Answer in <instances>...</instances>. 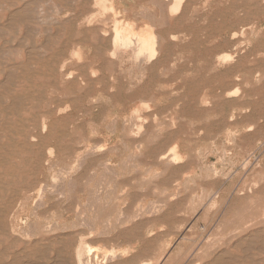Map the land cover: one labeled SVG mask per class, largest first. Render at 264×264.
I'll list each match as a JSON object with an SVG mask.
<instances>
[{
    "label": "rangeland",
    "instance_id": "374dc122",
    "mask_svg": "<svg viewBox=\"0 0 264 264\" xmlns=\"http://www.w3.org/2000/svg\"><path fill=\"white\" fill-rule=\"evenodd\" d=\"M37 1H0V264H264V0Z\"/></svg>",
    "mask_w": 264,
    "mask_h": 264
},
{
    "label": "bare ground",
    "instance_id": "6f19581e",
    "mask_svg": "<svg viewBox=\"0 0 264 264\" xmlns=\"http://www.w3.org/2000/svg\"><path fill=\"white\" fill-rule=\"evenodd\" d=\"M0 1H2V0H0ZM35 1V0H34ZM37 1V0H36ZM40 1V0H39ZM183 1L184 0H174V2H173V4H172V7H171V10L173 11V12H178L179 10H180V8H181V5H182V3H183ZM7 2V1H6ZM38 2V1H37ZM42 2V1H41ZM93 2H94V0H93ZM96 2V3H95ZM94 3L96 4V6H98V7H100L101 9H102V11H106V10H109L110 12H115V7H114V4L112 3V1L111 0H96ZM66 3V2H65ZM135 3V2H134ZM133 3V4H134ZM35 4V3H34ZM67 4V3H66ZM22 7V6H21ZM94 7V6H93ZM242 7V6H241ZM70 8H72V7H70ZM34 9V8H33ZM32 5H31V3H26L25 4V6H23L22 8H19V9H17V10H15L14 12L12 11V14H10V18H9V22H10V24L11 25H13V24H17V23H21V24H27L28 25V23L29 22H32ZM104 9V10H103ZM140 9V8H139ZM160 9V8H159ZM57 10V9H56ZM34 11H36L35 9H34ZM55 11V10H54ZM58 11V10H57ZM98 11V10H97ZM106 12H108V11H106ZM112 12V13H113ZM41 13H42V11H41ZM95 13H97L96 11H95ZM94 13V14H95ZM103 13V12H102ZM51 14V13H50ZM9 15V14H8ZM92 15V16H91ZM90 15V17H93V14H91ZM38 16V15H37ZM36 16V18H38ZM49 18H51V17H49ZM86 18V17H85ZM95 18V17H94ZM114 18V17H113ZM8 19V18H7ZM39 19V18H38ZM37 19V20H38ZM40 20V19H39ZM38 20V21H39ZM84 20H86V19H84ZM92 20H94V19H89L88 20V22H87V25L88 24H91V22H92ZM40 22V21H39ZM105 22V21H104ZM107 22V21H106ZM151 22V21H150ZM5 23H7V22H5ZM42 23V22H41ZM45 23V22H44ZM174 23V22H173ZM9 24V23H8ZM49 24H51V23H49ZM6 26V25H5ZM114 29L112 30L113 31V33H114V35H113V38L111 39L112 40V42L111 43H113V48H114V50H113V52H111L112 53V56H124V55H126V54H128L129 52H131L132 53V56H131V58H133V60H140L141 58H143V57H146L147 59H152V58H154L155 56H156V54H157V46H158V37H157V35L154 33V31L152 30V29H150V28H145V29H142L141 31H136L135 29H134V27H133V24L132 23H129V22H123V21H119V20H116L115 22H114ZM25 27H27V26H25ZM72 28V27H71ZM28 30V29H27ZM94 30V29H93ZM102 30H100V32H101ZM27 32V31H26ZM33 32V31H32ZM28 33V32H27ZM84 33H85V31H84ZM29 34V33H28ZM15 35H17V34H15ZM35 35V34H34ZM54 35V34H53ZM105 35V34H104ZM32 36V35H31ZM102 36H103V34H102ZM107 37V36H106ZM45 38H46V36H45ZM85 38V37H84ZM108 38V37H107ZM23 39V38H22ZM72 40V39H71ZM84 41V40H83ZM78 43V42H77ZM43 44H45V43H43ZM64 44V43H63ZM30 45V44H29ZM42 45V44H41ZM70 45V44H69ZM17 46V45H16ZM34 46V45H33ZM46 47V46H45ZM44 47V48H45ZM78 47V46H77ZM38 48V47H37ZM41 48V47H40ZM61 48H63V47H61ZM28 50V49H27ZM31 50V49H30ZM35 50V49H34ZM63 50V49H62ZM79 50V49H78ZM73 51V50H72ZM61 53V52H60ZM72 53H74V52H72ZM28 54V53H27ZM26 54V55H27ZM42 54V53H41ZM74 54H76V53H74ZM110 54V53H109ZM4 55V54H3ZM29 55V54H28ZM27 55V56H28ZM32 55V54H31ZM43 55V54H42ZM30 56V55H29ZM73 56V55H72ZM61 57V56H60ZM118 58V57H117ZM77 59H78V57H77ZM228 60V59H227ZM64 61V60H63ZM147 61V60H146ZM65 62H66V59H65ZM140 62V61H139ZM139 62H137V63H139ZM142 62V61H141ZM140 62V63H141ZM63 63V62H62ZM146 63V62H145ZM147 63H148V61H147ZM11 66H13V65H11ZM34 66V65H33ZM33 66H31V68L33 67ZM139 66V65H138ZM8 67V66H7ZM60 67V66H59ZM62 68H63V65L61 66ZM140 68V67H139ZM143 69V68H142ZM59 70H60V68H59ZM58 70V71H59ZM59 72H61V71H59ZM91 72V71H90ZM10 73V72H9ZM63 73V72H62ZM70 73V72H69ZM68 73V79H70V78H73L72 77V75L71 74H69ZM76 73V72H75ZM91 73H93V72H91ZM10 77H13V76H9V78ZM6 78L7 77H5V79L4 80H6ZM9 78H8V80H9ZM14 78V77H13ZM28 78V77H27ZM80 79V78H79ZM4 80H3V82H4ZM11 80V79H10ZM9 80V81H10ZM1 83V82H0ZM5 83V82H4ZM10 83V82H9ZM84 89V88H83ZM8 90V89H7ZM64 95V94H63ZM51 96V95H50ZM43 97V96H42ZM41 97V98H42ZM65 97V96H64ZM12 98V97H11ZM23 99V98H22ZM21 99V100H22ZM19 100V99H18ZM24 100V99H23ZM29 104V103H28ZM19 105H20V102H14L13 104H11L10 106H5V109H8V110H11V109H13V110H18V107H19ZM38 105V104H37ZM68 109V108H67ZM42 120H44L43 118H42ZM42 123H43V121H42ZM41 123V124H42ZM65 123V122H64ZM72 126V125H71ZM69 127V126H68ZM46 130H47V124L44 122L43 124H42V129H41V131H42V133H45L46 132ZM16 139V138H15ZM35 139V138H34ZM93 148H95V147H93ZM92 148V149H93ZM97 148V147H96ZM100 151H101V149H99ZM47 151V150H46ZM92 151H95V149L94 150H92ZM91 151V152H92ZM169 152H171L172 154L171 155H173V157H172V159H171V157H170V161L171 162H173V163H175L178 159H180L181 158V156L176 152V148H172V149H170V151ZM89 153H87V155H88ZM91 154V153H90ZM85 155V154H84ZM49 156V155H48ZM86 156V155H85ZM80 157V156H79ZM167 155L166 154H164V155H162L161 157H160V159L161 160H166L167 159ZM249 157V156H248ZM75 159V158H74ZM78 159V158H77ZM83 160V159H82ZM81 160V161H82ZM169 160V159H168ZM75 161V160H74ZM47 162V161H46ZM244 163H242L243 164V166L245 165V162H246V160H244L243 161ZM74 163V162H73ZM72 163V164H73ZM170 162H168V164H169ZM75 165V164H74ZM53 166V165H52ZM51 166V167H52ZM72 166V165H71ZM80 166V165H79ZM78 166V167H79ZM242 166V167H243ZM69 167V166H68ZM74 167V166H73ZM50 169V168H49ZM79 169V168H78ZM77 169V170H78ZM52 170V169H51ZM71 171V167H70V170L68 171V172H70ZM61 172V171H60ZM63 172V171H62ZM71 178V177H70ZM62 180V179H61ZM60 181V180H59ZM64 182V181H63ZM44 192V187H40L39 189H38V191H37V193H34V194H42ZM60 194V193H59ZM39 198H42V197H39ZM38 198V199H39ZM30 199H32V194L31 195H27L26 197H25V200H24V205H26L27 204V202L30 200ZM37 200V199H36ZM37 201H39V200H37ZM33 202H35V201H33ZM19 203V202H18ZM36 205H38V204H36ZM34 206V205H33ZM39 206H41V205H38V207ZM35 209H37V206H36V208ZM32 212H33V210H32ZM14 221L15 222H13V227H12V231L13 232H17V223H19V220L18 219H16V218H14ZM24 222V221H23ZM22 222V223H23ZM33 224V223H32ZM30 227V226H29ZM28 227V228H29ZM52 227V226H51ZM45 228V227H44ZM50 228V227H49ZM29 229H31V227L29 228ZM46 229H48L47 227H46ZM32 230H33V228H32ZM25 232V231H24ZM259 232V231H258ZM23 233V232H22ZM31 233V232H30ZM261 233V232H260ZM25 234H26V232H25ZM256 234V233H255ZM263 234V233H262ZM258 235V234H257ZM256 235V236H257ZM253 236V235H252ZM247 237V236H246ZM251 237V236H250ZM258 237V236H257ZM254 237H252V239H253ZM259 238V237H258ZM257 238V239H258ZM248 239V238H247ZM246 239V240H247ZM251 239V240H252ZM263 239V238H262ZM242 240V239H241ZM249 240V239H248ZM240 241V240H239ZM261 241V240H260ZM259 241V242H260ZM81 242V241H80ZM79 242V243H80ZM250 242V241H249ZM249 242H247L246 241V243H249ZM34 243V242H33ZM237 243H238V241H237ZM40 245V244H39ZM240 246V245H239ZM252 246V245H251ZM241 247V246H240ZM242 247H245V246H242ZM258 247V246H257ZM260 247H262L261 245H260ZM260 247H259V249H260ZM250 248V247H249ZM252 248H255V247H252ZM246 249H247V247L245 248V251H246ZM262 249H264V248H262ZM21 250V249H20ZM23 250V249H22ZM50 250V249H49ZM75 250H77V254L75 255V256H77V262H78V264H85L86 262H84L83 261V255H85L84 253H86L87 254V256H92L93 255V253H95L96 252V250L94 249V248H92V247H90L89 245H86L85 246V244H83L82 243V245H78V247H77V249H75ZM74 250V251H75ZM255 250V249H254ZM44 251V250H43ZM226 251V250H225ZM249 251H251V249H249ZM257 251L259 252V250L257 249ZM262 251H264V250H262ZM49 252V251H48ZM227 252H229V251H227ZM16 253V252H15ZM18 253H19V251H18ZM55 253V252H54ZM57 253V252H56ZM226 253V252H225ZM244 253V252H243ZM48 254V253H47ZM220 254V253H219ZM227 254H229V253H227ZM247 254V253H246ZM250 254V253H249ZM109 255V254H108ZM107 255V256H108ZM224 255V254H223ZM86 256V257H87ZM106 256V257H107ZM216 256V255H215ZM245 256V255H244ZM18 257H20V256H18ZM17 257V258H18ZM25 257V256H24ZM224 257V256H223ZM234 257H235V255H234ZM251 257V256H250ZM16 258V259H17ZM23 258V257H22ZM55 258H56V256H55ZM59 258V257H58ZM76 258V257H75ZM221 258V257H220ZM226 258H228V257H225V258H223L224 260L226 259ZM96 259H98L97 257H95V259L94 260H96ZM218 259V258H217ZM236 259H238V258H236ZM242 259V258H241ZM251 259V258H250ZM19 260V259H18ZM17 260V261H18ZM28 260V259H27ZM69 260V259H68ZM211 260V259H210ZM221 260V259H220ZM260 260V259H259ZM13 261V260H12ZM52 261H54V260H52ZM87 261V260H86ZM213 261V260H212ZM232 261V260H231ZM260 261H262V260H260ZM10 262V261H9ZM58 262V261H57ZM87 262H89V261H87ZM103 262H105L104 261V259H103ZM214 262V261H213ZM239 262V261H238ZM31 263V262H30ZM59 263V262H58ZM76 263V262H75ZM223 263V262H222ZM225 263V262H224ZM227 263H229V262H227ZM241 263V262H240ZM249 263H250V261H249ZM8 264V263H7ZM18 264V263H17ZM25 264V263H24ZM26 264H28L27 262H26ZM35 264V263H34ZM45 264V263H44ZM55 264V263H54ZM62 264H65L64 262H62ZM77 264V263H76ZM88 264V263H87ZM251 264H254V261H253V263H251ZM257 264H259L258 262H257Z\"/></svg>",
    "mask_w": 264,
    "mask_h": 264
}]
</instances>
